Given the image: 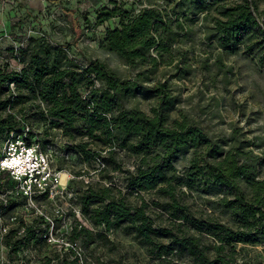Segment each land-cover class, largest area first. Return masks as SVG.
<instances>
[{"label": "rangeland", "instance_id": "rangeland-1", "mask_svg": "<svg viewBox=\"0 0 264 264\" xmlns=\"http://www.w3.org/2000/svg\"><path fill=\"white\" fill-rule=\"evenodd\" d=\"M243 1L251 5L264 30V0H228V3ZM221 5L213 0H0V64L9 71H22L40 41L51 47H63V55L79 68L99 61L121 81H135L139 85L134 92L120 95L118 111L137 110L151 116L154 109H160L169 124L187 118L217 146L219 154L235 152L240 163H254L256 175L264 179V45L257 44L251 50L249 45L258 37L249 34L236 46L223 48L214 29ZM150 7L163 10L177 34L171 52L163 54L157 68L148 63L128 65L122 57L103 48L107 30L119 27L123 19L127 21ZM203 8L208 11L201 12ZM115 9L122 14L98 25L104 11ZM74 22L80 26L78 34ZM171 57L174 60L169 63ZM9 89L19 92L13 83ZM21 92L27 94L25 90ZM38 103L15 104L3 116L13 112L20 129L31 127L32 138L40 144L42 152L53 155V174L63 172L67 183L56 184L59 195L54 199L24 200L17 185L0 191V203L4 201L7 206L11 201L17 205L0 210V264H39L41 258L53 256L63 247V252L71 247L80 252L86 259L82 264H195L191 256L178 252L154 258L135 234L125 229L109 232V244L96 243L88 250L80 249V244L72 246L70 236L76 224L93 230L77 205L79 196L91 186L111 182L133 207L147 203V214L156 227H169L178 234L195 233L180 227L181 221L174 219L173 213L233 226L228 211L219 202L224 196L222 189L185 185L194 148L187 149L175 162L174 170L168 174L170 183L153 191L133 192L125 188V174L113 171L102 141L80 132L79 126L68 134L51 127L42 119L39 108H35ZM8 139L0 136V158ZM82 144H88L86 152L81 150ZM94 153H101L106 160H93ZM116 159L124 169L134 171L140 156L116 148ZM170 186L173 195L167 192ZM22 224L40 227L38 236L47 242L26 247L17 254L10 251L6 235ZM23 232L22 227L20 234ZM202 242L205 246L214 244L208 236H203ZM233 249L235 264H264V243L228 246L223 255H232V264Z\"/></svg>", "mask_w": 264, "mask_h": 264}, {"label": "trees", "instance_id": "trees-1", "mask_svg": "<svg viewBox=\"0 0 264 264\" xmlns=\"http://www.w3.org/2000/svg\"><path fill=\"white\" fill-rule=\"evenodd\" d=\"M213 2L223 4L219 7L222 10L220 18L215 19L214 23L223 48L236 46L249 34L258 37L249 45L251 50H255L257 44L264 45V30L247 1L231 5L228 0ZM207 11L206 8L201 10ZM104 13L98 25L122 14L117 9ZM180 26L183 29V24L180 23ZM74 27L78 34L79 24L74 22ZM176 36L164 11L150 7L127 21L123 19L119 27L107 30L102 45L109 52L122 57L128 65L148 63L152 68H157L163 54L171 52V44ZM63 49L40 41L22 71H9L7 66L0 64V136L9 137L12 131H21L14 113L3 116L5 112L15 104L39 101L35 108H39L42 119L48 121L51 127L68 134L79 126L80 132L102 141L112 160L113 171L125 174V188L133 192L153 191L170 183L168 174L174 170L175 162L187 149L194 148L196 152L186 171L185 185L189 188L203 186L204 189H222L224 196L219 202L233 222V226H229L216 220L173 213V218L181 221L180 227L185 226L195 233L182 231L178 234L169 227H156L147 214V203L133 207L111 182L91 186L79 196L77 205L93 230L76 224L70 236L72 246L80 244V249L88 250L96 243L109 244V232L125 229L135 234L154 258L178 252L191 256L195 264H232V255H223L228 246L264 243V179L256 175L254 163H240L233 151L219 154L217 146L187 118L169 124L160 109H154L151 116L137 110L118 111L120 95L134 92L139 88L138 83L121 81L99 61L79 68L63 55ZM173 60L171 57L168 62L172 63ZM12 83L17 86L18 94L10 91ZM22 90L27 94L22 95ZM83 92H87V95L84 96ZM87 147L88 144L80 145L83 152ZM116 148L127 149L140 156L134 171L124 169L117 161ZM101 156V153H94L92 159L105 161ZM11 179L8 172L0 173V191L15 187L16 182ZM167 192L173 195V187L170 186ZM36 197L48 198L47 195ZM23 198L27 199L25 196ZM14 206L17 205L11 201L7 206L2 201L0 210H9ZM22 227L24 232L20 234ZM38 229L40 227L36 225L22 224L10 230L6 235V246L17 254L26 247L46 243V239L39 238ZM203 236L212 238L214 244L203 245ZM63 251L64 247L53 256L41 258L39 264L86 262L73 247ZM234 255L235 249L233 264Z\"/></svg>", "mask_w": 264, "mask_h": 264}, {"label": "built area", "instance_id": "built-area-1", "mask_svg": "<svg viewBox=\"0 0 264 264\" xmlns=\"http://www.w3.org/2000/svg\"><path fill=\"white\" fill-rule=\"evenodd\" d=\"M84 96L87 92L82 93ZM30 126L20 133H10L6 151L0 158V173L8 172L27 199L47 195L54 199L59 195L56 184H61L59 175L53 174L52 156L42 152L38 142L33 140Z\"/></svg>", "mask_w": 264, "mask_h": 264}, {"label": "bare ground", "instance_id": "bare-ground-1", "mask_svg": "<svg viewBox=\"0 0 264 264\" xmlns=\"http://www.w3.org/2000/svg\"><path fill=\"white\" fill-rule=\"evenodd\" d=\"M63 175H64L63 172H61V173L59 174L60 182H61V185H66L67 180H66V181L63 180Z\"/></svg>", "mask_w": 264, "mask_h": 264}]
</instances>
